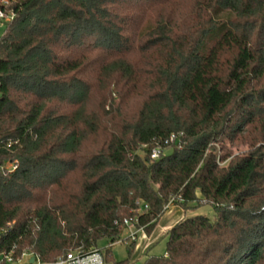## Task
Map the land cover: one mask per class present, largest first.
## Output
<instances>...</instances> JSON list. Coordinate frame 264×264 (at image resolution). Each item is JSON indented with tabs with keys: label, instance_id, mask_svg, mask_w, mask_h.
<instances>
[{
	"label": "trees",
	"instance_id": "16d2710c",
	"mask_svg": "<svg viewBox=\"0 0 264 264\" xmlns=\"http://www.w3.org/2000/svg\"><path fill=\"white\" fill-rule=\"evenodd\" d=\"M0 11L13 14L0 38V252L51 264L102 251L125 220L149 235L173 200L214 218H184L144 264H264V0ZM140 90L127 110L122 94ZM226 140L247 152L222 167Z\"/></svg>",
	"mask_w": 264,
	"mask_h": 264
},
{
	"label": "rangeland",
	"instance_id": "374dc122",
	"mask_svg": "<svg viewBox=\"0 0 264 264\" xmlns=\"http://www.w3.org/2000/svg\"><path fill=\"white\" fill-rule=\"evenodd\" d=\"M5 23L3 21H0V38L2 37L4 30H5ZM138 94L130 95L125 98V96L122 94L123 102L125 103V108L129 111H135L138 109L143 101V91L140 90L137 92ZM169 151H166L168 153ZM247 152V148L245 145L240 144L238 142L231 143L228 140L224 141L222 145H216L214 153L216 154L217 157L219 156H225L227 157L222 163L221 166H226L229 161L242 156ZM193 205V204H191ZM171 207H178L180 208L184 214L185 218H190L194 217L197 215H202L208 218L209 220H213L214 218V212L211 206L209 205H204V206H199V207H192L190 206L187 211H185L181 206L179 205H170L169 208ZM168 209H166L167 211ZM165 213V212H164ZM156 226V225H155ZM154 229V228H153ZM153 231V230H152ZM151 231V232H152ZM168 237L166 236H159L157 241L149 247V251H143L138 253L137 255H134L132 260H130V264H144L146 259L150 256L154 257H160L164 255L165 249H166V242H167ZM138 244V242H137ZM111 245V249L107 251V247ZM100 248L103 251L104 256L108 254L107 261L105 264H114L118 263L122 260H124L127 257V250L128 246L123 244L122 242H115L111 244L107 240H102L99 244ZM146 252V253H145ZM145 254V255H143ZM26 260L23 261L22 264H25Z\"/></svg>",
	"mask_w": 264,
	"mask_h": 264
},
{
	"label": "built area",
	"instance_id": "2783aa9c",
	"mask_svg": "<svg viewBox=\"0 0 264 264\" xmlns=\"http://www.w3.org/2000/svg\"><path fill=\"white\" fill-rule=\"evenodd\" d=\"M13 17V14L10 12L8 14H5L0 11V20L3 22H7L11 20ZM172 140V139H171ZM160 154V149L155 148L152 149L150 153L151 159H157ZM11 169H16V165H11ZM173 200H170L169 204L167 205V208L172 205ZM137 213H141L143 210L147 209V206H141L138 204ZM138 221L137 218L133 220H125L123 224L126 226L127 230H129L128 237L124 240H118V242H122L123 244L127 243H133L136 240V235L138 232L143 231L142 227H137ZM116 224V223H115ZM32 257L31 255L27 253H22L18 256L14 254L13 251L10 252H0V263L4 264H22L24 260H26L25 264H29V260ZM33 264H41L36 258H34ZM51 264H105V259L103 252L99 249H93L89 252L82 253L80 251H71L67 253L64 257L59 258L55 262Z\"/></svg>",
	"mask_w": 264,
	"mask_h": 264
},
{
	"label": "crops",
	"instance_id": "0c3cea01",
	"mask_svg": "<svg viewBox=\"0 0 264 264\" xmlns=\"http://www.w3.org/2000/svg\"><path fill=\"white\" fill-rule=\"evenodd\" d=\"M167 209L168 210L165 211V213L160 217L153 231L149 235L145 234L143 231H140L137 233L136 240L133 242L134 247H133L132 254L130 256V260H132L134 255H137L140 252H143V251L148 252L149 247L157 241L159 236L166 237L170 229L174 225H176L178 222H180L181 220L185 218V214L180 208L178 207L169 208L168 207ZM128 234H129V230H126L122 234L120 240L126 239L128 237ZM125 245L129 246L130 243H127ZM110 249H111V245L107 247L108 251Z\"/></svg>",
	"mask_w": 264,
	"mask_h": 264
},
{
	"label": "water",
	"instance_id": "95a60500",
	"mask_svg": "<svg viewBox=\"0 0 264 264\" xmlns=\"http://www.w3.org/2000/svg\"><path fill=\"white\" fill-rule=\"evenodd\" d=\"M34 263V258H31L30 260H29V264H33Z\"/></svg>",
	"mask_w": 264,
	"mask_h": 264
}]
</instances>
